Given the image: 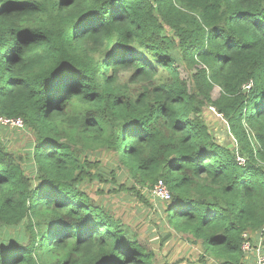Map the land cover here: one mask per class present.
Segmentation results:
<instances>
[{
	"label": "trees",
	"instance_id": "obj_1",
	"mask_svg": "<svg viewBox=\"0 0 264 264\" xmlns=\"http://www.w3.org/2000/svg\"><path fill=\"white\" fill-rule=\"evenodd\" d=\"M1 116L31 141L24 158L0 140V264H156L82 189L87 150L111 152L142 203L161 179L202 264H253L259 239L264 254V0H0Z\"/></svg>",
	"mask_w": 264,
	"mask_h": 264
},
{
	"label": "rangeland",
	"instance_id": "obj_2",
	"mask_svg": "<svg viewBox=\"0 0 264 264\" xmlns=\"http://www.w3.org/2000/svg\"><path fill=\"white\" fill-rule=\"evenodd\" d=\"M181 75L188 76L184 70H181ZM217 94L218 88L215 87L212 96L216 97ZM209 105L205 104L201 112L209 130L220 144L233 146L234 140L224 118ZM0 140L25 158L26 145L31 141V133L24 128V124L22 127H15L0 123ZM84 153L86 155L82 158L86 157L94 162V168L91 170L92 179L80 183L82 189L88 192L93 200L121 215L120 217L131 225L139 241L147 244L146 246L154 251V263L202 264L199 259L203 254L200 241H193L188 235L175 232L171 228L162 212V201L153 195L152 189L140 188V193L146 201L142 203L143 201L139 200L134 192L124 191L121 188L122 185L128 188L133 183L127 179V172L118 168V162L111 156V152L87 150ZM23 166L26 172L31 174L33 166L28 161H25ZM252 246L246 249V258H252L255 261L253 264H258V256L264 255L261 252L260 239L256 244L258 249H252ZM206 259L208 263L215 261L213 257Z\"/></svg>",
	"mask_w": 264,
	"mask_h": 264
},
{
	"label": "built area",
	"instance_id": "obj_3",
	"mask_svg": "<svg viewBox=\"0 0 264 264\" xmlns=\"http://www.w3.org/2000/svg\"><path fill=\"white\" fill-rule=\"evenodd\" d=\"M252 86V82H249L244 85L245 89H250ZM0 123L5 124V125H11L15 127H22L23 126V121L21 118H9V117H0ZM237 161L240 165L245 164V160L242 157H237ZM153 195L155 197H159V199L166 200L170 197L169 190L167 189L165 183L160 179L157 181L156 184H154L152 188ZM250 248L248 243H245L243 246V249L246 250ZM257 263L258 264H264V255H259L257 258Z\"/></svg>",
	"mask_w": 264,
	"mask_h": 264
}]
</instances>
